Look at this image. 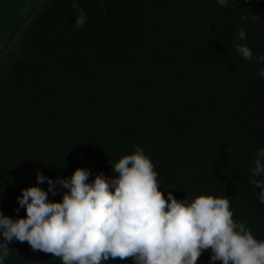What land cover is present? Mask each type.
<instances>
[{
  "label": "trees",
  "instance_id": "16d2710c",
  "mask_svg": "<svg viewBox=\"0 0 264 264\" xmlns=\"http://www.w3.org/2000/svg\"><path fill=\"white\" fill-rule=\"evenodd\" d=\"M72 2L0 0V211L26 216L17 197L37 171L115 176L112 165L139 146L165 198H227L233 219L264 240L261 189L250 182L264 148V64L234 48L264 55V0ZM8 247L5 264H63L27 242Z\"/></svg>",
  "mask_w": 264,
  "mask_h": 264
},
{
  "label": "clouds",
  "instance_id": "9594fccd",
  "mask_svg": "<svg viewBox=\"0 0 264 264\" xmlns=\"http://www.w3.org/2000/svg\"><path fill=\"white\" fill-rule=\"evenodd\" d=\"M227 7L229 0H217ZM78 8L77 0L72 2ZM76 26L86 23L79 8ZM240 40L246 31L238 32ZM235 52L247 61L264 64L247 44H235ZM264 78V67L258 71ZM115 176L77 168L67 178L53 180L37 171V185L21 190L17 202L25 217L12 218L0 211V264L9 255L8 244L27 242L34 251L51 253L63 264H104L132 258L133 264H197L211 250L209 264H264V240L233 219L230 200L213 195L177 199L171 191L161 192L151 158L135 147L112 165ZM251 183L261 189L264 204V148L258 149L251 169ZM47 182L45 190L39 185ZM67 189L54 202L60 189ZM19 212V209H17Z\"/></svg>",
  "mask_w": 264,
  "mask_h": 264
}]
</instances>
